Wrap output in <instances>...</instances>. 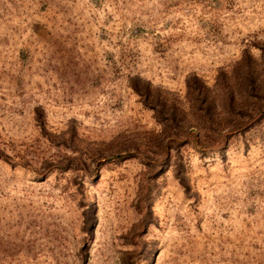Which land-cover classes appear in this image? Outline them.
Instances as JSON below:
<instances>
[{"label":"rangeland","instance_id":"1","mask_svg":"<svg viewBox=\"0 0 264 264\" xmlns=\"http://www.w3.org/2000/svg\"><path fill=\"white\" fill-rule=\"evenodd\" d=\"M0 150V264H264V0H0Z\"/></svg>","mask_w":264,"mask_h":264},{"label":"trees","instance_id":"2","mask_svg":"<svg viewBox=\"0 0 264 264\" xmlns=\"http://www.w3.org/2000/svg\"><path fill=\"white\" fill-rule=\"evenodd\" d=\"M129 84L132 90L135 91V93H138V88L142 87L146 92L143 95L144 98V103L147 102V94L149 92V86L148 83H144L141 82L139 78H137V76H133L129 79ZM139 86V87H138ZM169 123H171L172 127L175 128L176 127V122H175V117L174 114L169 115V118H166ZM225 138V137H224ZM170 142H168L166 144V147L163 149V156L157 161L156 166H158V168H160V166L167 160L170 159V154H169V149L171 147V145L174 144V146L179 147L181 145H184L188 142L191 143V146L195 149H198V151H201L199 149H202L203 147L201 146L202 143L199 141L198 137L196 135H194L192 132H184V134H181V136L179 137L178 135H175L173 140H169ZM178 149V148H177ZM176 149V150H177ZM132 156V154H116V155H112L109 156L105 159L110 160V159H114V160H120V159H125ZM174 159V163H175V167L178 166L179 168V162H178V153L175 154L174 156H172ZM103 159V158H102ZM0 161L4 162L5 164L9 165V166H14V162L12 161V158L10 155H8L7 153H5L4 151L0 150ZM99 160L98 159H94L91 162V167L92 170L89 172L91 177L92 175L95 176L97 168L99 166ZM20 167L25 168L26 164L18 162V164ZM178 168L174 169V177L176 179H178L179 181H181L180 179V175L178 174ZM61 169L64 168H59V167H54V165L51 164H47L46 166H44L41 174L46 173L47 171H63ZM182 183V182H181ZM146 196H139L138 199L136 200V204H135V208L138 214H140V221H139V232L137 233L136 237H138L141 233H143V231L145 230L146 224H147V219L149 218V210H148V206L146 205ZM90 213L88 212V208L86 209H82L81 211V217H82V226H81V230L83 231V233H85V235H88V228L90 227L89 225V219H90ZM140 237V236H139ZM138 237V238H139ZM135 239V238H134ZM136 240V249L132 252H129L127 254L124 255V257L121 259L120 264H132V261H139L141 260V255L143 253V248L144 245L141 243H139ZM84 245V243H83ZM79 247V255H81V262L80 264H85V260H86V247L84 246Z\"/></svg>","mask_w":264,"mask_h":264}]
</instances>
